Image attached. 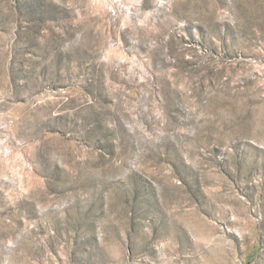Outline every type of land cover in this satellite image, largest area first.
Instances as JSON below:
<instances>
[{
    "label": "rangeland",
    "instance_id": "obj_1",
    "mask_svg": "<svg viewBox=\"0 0 264 264\" xmlns=\"http://www.w3.org/2000/svg\"><path fill=\"white\" fill-rule=\"evenodd\" d=\"M0 264H264V0H0Z\"/></svg>",
    "mask_w": 264,
    "mask_h": 264
}]
</instances>
